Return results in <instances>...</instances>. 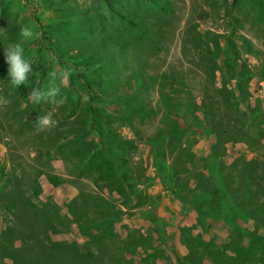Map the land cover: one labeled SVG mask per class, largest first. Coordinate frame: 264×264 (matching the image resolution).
Returning a JSON list of instances; mask_svg holds the SVG:
<instances>
[{"label": "rangeland", "instance_id": "rangeland-1", "mask_svg": "<svg viewBox=\"0 0 264 264\" xmlns=\"http://www.w3.org/2000/svg\"><path fill=\"white\" fill-rule=\"evenodd\" d=\"M0 264H264V0H0Z\"/></svg>", "mask_w": 264, "mask_h": 264}, {"label": "clouds", "instance_id": "clouds-1", "mask_svg": "<svg viewBox=\"0 0 264 264\" xmlns=\"http://www.w3.org/2000/svg\"><path fill=\"white\" fill-rule=\"evenodd\" d=\"M19 36L22 42H27L35 38V32L32 27L26 25L20 29ZM22 42L10 45L4 51L6 63L9 65L8 75L10 77V83L15 87H19L22 84L27 85L28 76L32 72L31 63L24 59L25 50ZM64 75L67 76V73H65ZM55 76L56 74L53 73L54 79ZM58 92L59 87L55 85H53L47 91L33 89L29 93L28 99L36 104H39L42 101L47 102L50 98H55ZM52 117V112H48L43 117H39L37 120V130H50L54 128L57 125V121L54 120Z\"/></svg>", "mask_w": 264, "mask_h": 264}, {"label": "trees", "instance_id": "trees-1", "mask_svg": "<svg viewBox=\"0 0 264 264\" xmlns=\"http://www.w3.org/2000/svg\"><path fill=\"white\" fill-rule=\"evenodd\" d=\"M107 1H109V0H107ZM153 3H156V1L157 0H151ZM121 18H123L124 20H127L128 22H130L131 23V19L128 17V16H126L125 14H121ZM132 24H134V22H132ZM135 25V24H134ZM96 114V110H94L93 109V116Z\"/></svg>", "mask_w": 264, "mask_h": 264}]
</instances>
